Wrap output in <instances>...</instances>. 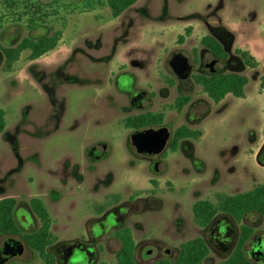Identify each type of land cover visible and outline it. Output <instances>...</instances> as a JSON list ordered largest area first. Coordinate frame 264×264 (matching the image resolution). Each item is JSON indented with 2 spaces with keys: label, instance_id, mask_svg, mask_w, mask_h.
<instances>
[{
  "label": "rangeland",
  "instance_id": "1",
  "mask_svg": "<svg viewBox=\"0 0 264 264\" xmlns=\"http://www.w3.org/2000/svg\"><path fill=\"white\" fill-rule=\"evenodd\" d=\"M54 32L62 33L55 52L32 61L24 51L10 72L0 63L6 122L0 200H17L20 228L18 235L0 236V250L9 240L23 244L22 254L6 264H44L24 239L40 226L30 207L34 198L53 221L50 252L60 256L58 264H117L120 227L132 230L137 264L175 262L180 246L199 237L210 248L204 264H218L236 248L242 225L255 231L248 252L264 241L263 217L251 214L239 223L224 215L225 239L233 244L225 254L193 212L199 201L216 205L218 197L264 182V0H138L117 19L106 0H0V47ZM207 36L227 58L202 46ZM238 51L249 55L250 67ZM175 56L189 63L187 80L172 70ZM229 73L248 78L245 98L228 95L216 105L194 81ZM182 97L190 102L179 112ZM146 113L163 114L164 122L142 131L170 132L154 163L136 152V131L124 126ZM181 127L201 137L181 141L173 152ZM101 145L107 155L93 160L91 151ZM79 243L86 252L66 261L64 252Z\"/></svg>",
  "mask_w": 264,
  "mask_h": 264
},
{
  "label": "trees",
  "instance_id": "2",
  "mask_svg": "<svg viewBox=\"0 0 264 264\" xmlns=\"http://www.w3.org/2000/svg\"><path fill=\"white\" fill-rule=\"evenodd\" d=\"M57 1V0H56ZM113 18H119L129 8L134 6L138 0H106ZM62 40L61 32H54L52 35H44L37 39L26 38L19 45L3 50L5 63L4 70L10 72L12 65L20 60L24 51H30V59L38 60L42 56L54 51ZM202 46L207 48L218 58H227V53L222 45L212 37H205L201 41ZM247 66L252 65V59L247 53L238 51ZM194 81L203 92L217 105L228 95L237 99L245 98V88L248 85V78L239 74H217L210 77L195 76ZM264 90V79L261 84ZM190 102L189 97H182L176 101L175 107L181 112ZM164 122L163 114L146 113L129 117L125 121V128L128 130H145L151 127L161 126ZM6 126L5 112L0 110V134ZM201 132L192 131L187 127L178 129L170 143V149L176 152L179 143L183 140H197ZM17 200L4 198L0 200V236L18 235L20 228L15 220ZM30 207L39 219V229L32 234L24 236L26 244L34 252L38 253L44 264H56V257L50 252L53 245L51 216L41 199L34 198L30 201ZM195 223L200 227H207L213 218L219 213H227L233 216L238 222L250 212L257 213L264 217V182L255 189L231 197H218L217 204L210 201H199L193 208ZM242 238L232 256L219 264H252L244 253V247L249 239L252 229L243 227ZM119 239L121 248L116 255L117 264H137L135 259L136 244L132 230L128 227L121 228L115 232ZM210 255V249L201 238H195L180 246L179 257L175 262L162 261L156 264H204V260Z\"/></svg>",
  "mask_w": 264,
  "mask_h": 264
},
{
  "label": "water",
  "instance_id": "3",
  "mask_svg": "<svg viewBox=\"0 0 264 264\" xmlns=\"http://www.w3.org/2000/svg\"><path fill=\"white\" fill-rule=\"evenodd\" d=\"M172 70L179 76L180 79L186 80L189 78L190 66L189 63L181 56H175L170 61ZM170 132L166 127L158 130L149 129L146 131H138L132 136V142L139 154L148 158H154L161 155L169 145ZM98 154L94 160H99L107 155V146L101 145L94 148ZM23 252V244L19 241H7L2 250H0V264H6L11 258L21 255Z\"/></svg>",
  "mask_w": 264,
  "mask_h": 264
},
{
  "label": "flooded vegetation",
  "instance_id": "4",
  "mask_svg": "<svg viewBox=\"0 0 264 264\" xmlns=\"http://www.w3.org/2000/svg\"><path fill=\"white\" fill-rule=\"evenodd\" d=\"M43 2V1H42ZM9 48V47H8ZM12 48V47H11ZM4 49H7V48H3V47H0V63L1 61L3 60V63H5V57H4V53H3V50ZM187 80V79H186ZM142 98V95L138 94V95H134L133 98H132V101L133 103H137L140 101V99ZM162 128V127H160ZM158 128V129H160ZM139 131H142V130H139ZM138 132V131H136ZM132 147H134L136 149V147L134 146L133 142H132ZM136 152H137V149H136ZM138 153V152H137ZM98 154V152L96 151H91V156H92V159L94 160V157ZM139 154V153H138ZM141 156H143L144 158L148 159L149 161H151L152 163L156 162L157 160V156L154 157V158H148V157H145L144 155L140 154ZM261 156H262V159H263V165H264V147L261 151ZM251 214H256V215H259L257 213H253V212H250V213H247L241 220V222L239 223H242V221L248 216V215H251ZM224 215H227V216H230L232 217L234 220H236L233 216L227 214V213H222V212H219L214 218L213 220L208 224V228H211L213 231V237H212V241L216 244V246H221L222 247V250L224 251L225 254L229 253V251L231 250V247H232V243H230L229 240H226L225 237L226 236H229V228H228V225L227 223L225 222L223 216ZM260 216V215H259ZM262 217V216H261ZM264 218V217H263ZM111 221H116V225H111V226H118L119 225V219L116 218V217H112ZM237 221V220H236ZM238 222V221H237ZM207 227H202V228H207ZM243 227H248L250 229H252V233L249 237V239L247 240L246 244H245V247H244V253L247 257V259L252 263V264H260V263H256L257 261H264V249H263V244H264V241H262L261 243L257 242V244H255L253 246V250L248 252L247 251V247L248 245L250 244V242L254 241L255 239V231L252 227L248 226V225H242L241 226V235H240V238H239V241L237 243V246L242 238V235H243ZM121 228H124V227H120L118 228L121 229ZM200 238V237H199ZM205 241V243L208 245L209 247V244L208 242L204 239V238H201ZM119 240V239H118ZM258 240V238H257ZM225 242L228 243V245L225 244ZM136 244V243H135ZM236 246V248H237ZM236 248L234 249V251L236 250ZM210 249V248H209ZM234 251L232 252V254L234 253ZM79 252H86L85 250V245L83 243H79L76 245V247H71L69 248L67 251L64 252L65 254V260H72L73 258H75ZM136 252H137V246H136V249H135V259H136ZM151 253V251H149V254ZM232 254L226 259L228 260ZM63 255V254H62ZM56 257V261H57V264L59 263L60 261V256L59 255H55ZM179 257V256H178ZM178 259V258H177ZM224 260V261H226ZM165 261V260H163ZM177 261V260H176ZM205 261V260H204ZM222 261V262H224ZM137 262V261H136ZM159 262H162V261H159ZM159 262H156V263H159ZM170 262V261H169ZM155 263V264H156ZM221 263V262H220ZM219 264V263H218Z\"/></svg>",
  "mask_w": 264,
  "mask_h": 264
},
{
  "label": "crops",
  "instance_id": "5",
  "mask_svg": "<svg viewBox=\"0 0 264 264\" xmlns=\"http://www.w3.org/2000/svg\"><path fill=\"white\" fill-rule=\"evenodd\" d=\"M58 47H59V46H58ZM58 47H57L54 51H52V52H55V51L58 49ZM52 52H49V53H52ZM46 55H47V54H46ZM44 56H45V55H44ZM44 56H42V57H44ZM42 57H41V58H42ZM38 60H40V58H39ZM38 60H37V61H38Z\"/></svg>",
  "mask_w": 264,
  "mask_h": 264
}]
</instances>
